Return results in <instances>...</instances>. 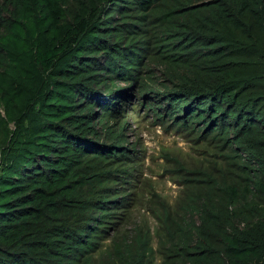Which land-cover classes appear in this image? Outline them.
Listing matches in <instances>:
<instances>
[{
  "label": "trees",
  "instance_id": "trees-1",
  "mask_svg": "<svg viewBox=\"0 0 264 264\" xmlns=\"http://www.w3.org/2000/svg\"><path fill=\"white\" fill-rule=\"evenodd\" d=\"M69 1L0 0V264H92V252L83 250L93 245L89 222L84 231L58 225V210L45 227L35 221L59 206L94 203L69 195L79 175L73 153L126 151L123 129L108 137L112 146L98 143L90 113L99 91L115 82L104 76L134 79L130 62L145 52L146 41L130 38L139 25L127 14L167 6L73 0L71 14ZM174 2L161 15L158 47L172 87L157 95L164 108L155 101L147 108L213 135L240 159L243 176L218 185L222 209L209 195L194 208L198 224L174 240V253L182 264H264V0ZM96 176L82 181L92 184ZM105 203L98 200L94 212H106ZM136 242V260L126 264H143L151 253L146 239Z\"/></svg>",
  "mask_w": 264,
  "mask_h": 264
},
{
  "label": "rangeland",
  "instance_id": "rangeland-1",
  "mask_svg": "<svg viewBox=\"0 0 264 264\" xmlns=\"http://www.w3.org/2000/svg\"><path fill=\"white\" fill-rule=\"evenodd\" d=\"M115 2L122 5L119 0ZM166 2L167 6H157L154 12L127 14L129 22L139 25V31L135 29L137 33L130 38L146 41L145 52H139L140 62H130L134 79L126 74L127 78L120 77L123 72L104 76L115 82L107 84V90L99 91L98 103L90 113L96 114L94 125L102 134L98 143L106 148L112 146L108 137L123 129L125 140L121 145L126 151L122 156L114 149H110L113 155L92 152L91 148L83 154L73 153L79 175L69 195L79 200L93 198L94 203L76 204L74 208L59 206L35 221L36 228L45 227L58 210L53 219L58 225L65 221L73 229L84 231L82 226L89 222L85 233L90 235L93 245L83 250L92 252V264H126L132 258L136 260L134 249L139 238L147 240L151 251L146 252L143 264H182L174 253L173 242L191 235V229L197 226L194 208L209 195L215 206L222 209L225 204L218 185L222 181L235 184L243 178L236 166L240 159L221 148L213 135H204L188 122L175 123L167 114L158 118L152 108H147L151 101L164 108L157 95L172 87L166 78L168 67L161 54L164 49H158L164 27L161 15L175 3ZM73 6V0L67 3L71 14ZM143 85L150 89H146L150 93L145 97L140 90ZM112 90L117 91V97L108 93ZM106 110L111 114L107 115ZM91 175H97L92 184L82 181V176ZM62 196L68 195H58ZM98 200L109 202L105 203L106 212H94ZM89 217L97 218L96 223L85 221Z\"/></svg>",
  "mask_w": 264,
  "mask_h": 264
}]
</instances>
